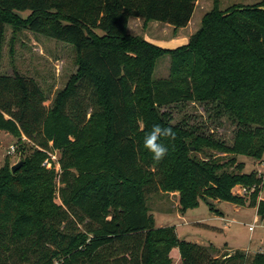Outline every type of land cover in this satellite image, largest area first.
Wrapping results in <instances>:
<instances>
[{
	"label": "trees",
	"instance_id": "16d2710c",
	"mask_svg": "<svg viewBox=\"0 0 264 264\" xmlns=\"http://www.w3.org/2000/svg\"><path fill=\"white\" fill-rule=\"evenodd\" d=\"M198 1L0 0V66L10 25L72 46L77 67L50 108L34 79L0 71V132L59 151L63 183L58 204L41 152L16 174L0 168V264H174L175 249L180 264H264V253L216 257L175 228L156 227L148 207L150 194L178 193L181 213L201 201L214 210L216 200L257 207L264 221V174L192 153L264 157V1L212 11L176 49L129 34L132 18L185 28ZM164 57L170 75L157 80ZM190 102L212 104L236 124L234 144L162 112ZM156 124L175 133L161 137L168 153L158 163L143 143ZM237 186L252 193L235 194Z\"/></svg>",
	"mask_w": 264,
	"mask_h": 264
},
{
	"label": "rangeland",
	"instance_id": "374dc122",
	"mask_svg": "<svg viewBox=\"0 0 264 264\" xmlns=\"http://www.w3.org/2000/svg\"><path fill=\"white\" fill-rule=\"evenodd\" d=\"M263 1L199 0L192 20L185 28L176 29L168 24L132 18L129 23V34L133 37L153 41L167 49H176L189 42L190 38L201 29L204 17L212 11L217 9L226 12L234 7H252ZM19 14L23 18H27L30 12H19ZM170 65L169 57L162 58L156 67L155 79L168 78ZM0 71L3 75L13 76L18 73L34 79L43 90L46 106L50 108L58 93L76 74L75 51L72 46L65 43L8 25L5 28ZM162 112L169 113L173 117L174 125L184 127L187 125L190 128L198 129L199 133L211 134L229 146L234 144L238 131L237 125H234L226 116H216V108L212 104L204 105L192 102L174 104ZM13 146L16 147L15 152H11ZM36 152L48 155L47 152L25 137L18 140L9 133L0 132V168L8 167L12 171L13 166L24 163ZM49 153L57 157L58 163L52 160L53 166L51 167L53 168H45L43 164L42 167L55 173V202L61 204L59 197V190L63 186L59 162L61 154L59 151H50ZM192 153L200 159L205 160L213 157L220 159L222 163L236 159V165L230 167V171L237 172L236 166L243 163L245 165L244 173L256 172L259 178L264 174V157L262 161H257L245 156H236L235 158L208 149L196 153L194 148H192ZM241 188V186H237L233 192L237 194L241 192ZM263 199L264 190L262 189L258 201ZM211 203L214 210L208 203L201 201L197 208L181 213L178 193L157 192L148 196V207L156 227H173L182 240L201 242L214 248L219 247L220 250L214 256L222 257V253H226L228 246L231 249L249 252L246 253L249 258H253L258 253H264V221L259 219L257 207H252L249 204L239 207L229 202L216 200H212ZM196 222L200 224H195ZM171 256L176 264V249L173 250Z\"/></svg>",
	"mask_w": 264,
	"mask_h": 264
},
{
	"label": "clouds",
	"instance_id": "9594fccd",
	"mask_svg": "<svg viewBox=\"0 0 264 264\" xmlns=\"http://www.w3.org/2000/svg\"><path fill=\"white\" fill-rule=\"evenodd\" d=\"M161 137H172L174 139L175 133L171 127H163L160 124L153 125L150 132L145 134L144 147L152 154L155 162H160L168 153V147L161 142Z\"/></svg>",
	"mask_w": 264,
	"mask_h": 264
},
{
	"label": "built area",
	"instance_id": "2783aa9c",
	"mask_svg": "<svg viewBox=\"0 0 264 264\" xmlns=\"http://www.w3.org/2000/svg\"><path fill=\"white\" fill-rule=\"evenodd\" d=\"M15 151H16V147L15 146L11 147V152H15ZM48 155H49L48 158L43 163V167H45V168H53V167H51V166H53V163L51 161L53 160V161H56V163H58V159L52 153H48ZM251 193L252 192L249 189L241 188V192H238L237 194L246 196V195H249ZM250 230H252V228H250Z\"/></svg>",
	"mask_w": 264,
	"mask_h": 264
},
{
	"label": "crops",
	"instance_id": "0c3cea01",
	"mask_svg": "<svg viewBox=\"0 0 264 264\" xmlns=\"http://www.w3.org/2000/svg\"><path fill=\"white\" fill-rule=\"evenodd\" d=\"M263 175V174H262ZM236 194V193H235ZM264 200V199H263ZM222 214V213H221ZM260 219V218H259ZM261 220V219H260ZM195 224H200V223H198V222H196ZM197 244H199V245H202V246H206V247H211L212 249H213V251H214V255H215V253H217L219 250H220V248L218 247V248H214L213 246H209V245H206V244H204V243H198V242H196ZM236 251V249H231L229 246L227 247V249H226V253H222L223 255H225V254H228V253H230V254H233L234 252ZM246 253H249V252H246ZM217 257V256H216ZM181 257H180V255H179V250L178 249H176V259H175V262H176V264H178L179 263V261L181 262Z\"/></svg>",
	"mask_w": 264,
	"mask_h": 264
},
{
	"label": "water",
	"instance_id": "95a60500",
	"mask_svg": "<svg viewBox=\"0 0 264 264\" xmlns=\"http://www.w3.org/2000/svg\"><path fill=\"white\" fill-rule=\"evenodd\" d=\"M23 166V163H19L12 167V173L15 174L17 171H19Z\"/></svg>",
	"mask_w": 264,
	"mask_h": 264
}]
</instances>
